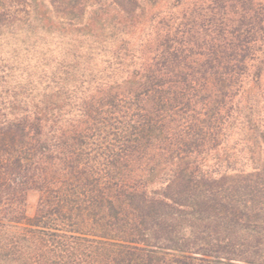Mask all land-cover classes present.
<instances>
[{"label":"trees","instance_id":"trees-1","mask_svg":"<svg viewBox=\"0 0 264 264\" xmlns=\"http://www.w3.org/2000/svg\"><path fill=\"white\" fill-rule=\"evenodd\" d=\"M0 264H264V0H0Z\"/></svg>","mask_w":264,"mask_h":264},{"label":"rangeland","instance_id":"rangeland-1","mask_svg":"<svg viewBox=\"0 0 264 264\" xmlns=\"http://www.w3.org/2000/svg\"><path fill=\"white\" fill-rule=\"evenodd\" d=\"M37 201H38V194L35 192H30L28 195V199H27V215L28 217H33L35 210H36V206H37Z\"/></svg>","mask_w":264,"mask_h":264}]
</instances>
